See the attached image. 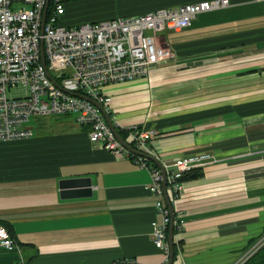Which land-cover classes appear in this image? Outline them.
Wrapping results in <instances>:
<instances>
[{
    "label": "crops",
    "instance_id": "0c3cea01",
    "mask_svg": "<svg viewBox=\"0 0 264 264\" xmlns=\"http://www.w3.org/2000/svg\"><path fill=\"white\" fill-rule=\"evenodd\" d=\"M230 1L191 28L161 32L174 58L147 77L105 87L115 124L159 132L162 162L204 151L220 159L186 180L173 264H236L264 233V4ZM58 120L0 142V225L17 246L0 245V264H164L152 238L161 216L149 170L93 146L72 116ZM83 176L93 195L62 198L59 181Z\"/></svg>",
    "mask_w": 264,
    "mask_h": 264
},
{
    "label": "built area",
    "instance_id": "2783aa9c",
    "mask_svg": "<svg viewBox=\"0 0 264 264\" xmlns=\"http://www.w3.org/2000/svg\"><path fill=\"white\" fill-rule=\"evenodd\" d=\"M15 3L21 6L13 8ZM230 5V0H203L175 9L161 8L69 26L61 22L67 12L63 0H0V142L33 137L32 119L70 114L76 123L89 127L93 146L117 157H131L149 170L151 181L146 188L157 197L155 207L161 216L152 223V238L163 252L166 264L170 254L171 210L165 199L162 170L147 156L161 160L153 146L159 132L137 124H116L118 132H127L124 140L142 152L135 154L121 143L101 109L85 97L102 104L114 119L112 97L105 90L107 85L147 77L153 67L174 58L172 49L160 41L161 32L183 31L190 28L200 14ZM15 90L21 93L14 95ZM216 161L215 155L204 151L170 163L162 162L178 231L185 224L183 212L178 208L186 189L183 177ZM175 243H179L178 233ZM0 245L8 250L17 247L4 225H0ZM263 245L264 235L236 264H243ZM124 263L136 264L134 261Z\"/></svg>",
    "mask_w": 264,
    "mask_h": 264
},
{
    "label": "rangeland",
    "instance_id": "374dc122",
    "mask_svg": "<svg viewBox=\"0 0 264 264\" xmlns=\"http://www.w3.org/2000/svg\"><path fill=\"white\" fill-rule=\"evenodd\" d=\"M188 1L191 0H74L65 3L71 16L68 19L62 18L61 22L62 24L69 26H78L86 22H97V21L108 20L111 17L115 16V12L121 14L145 13L147 11L161 9L160 7L163 6L186 3ZM260 3L264 4V2H260ZM20 6H21L20 3H15L13 8H19ZM12 93L14 95H18L21 92L19 90H15L12 91ZM205 95H208V92H205ZM71 116L72 115L70 114L51 115L46 117L44 116L43 118L40 117V119L39 118L32 119L31 124L34 126L35 135H36L38 132H40L39 122L43 121L46 123L49 120H53L52 122L56 123L59 121L58 119H64ZM142 128L147 129L153 127H142ZM56 130H58V127ZM212 154L215 155L214 153ZM215 157L217 161L213 163L219 162L220 159H218L216 155ZM255 244H253L251 247H253ZM250 248H248L247 250H249Z\"/></svg>",
    "mask_w": 264,
    "mask_h": 264
},
{
    "label": "water",
    "instance_id": "95a60500",
    "mask_svg": "<svg viewBox=\"0 0 264 264\" xmlns=\"http://www.w3.org/2000/svg\"><path fill=\"white\" fill-rule=\"evenodd\" d=\"M47 9H48V3L46 5V8L44 10V15H43V23L46 21V16H47ZM42 62L45 65L46 64V59H45V53L44 49L42 48ZM86 99L92 101L94 104H96L101 111L104 113L106 120L110 127L116 132V135L118 139L121 141V143L131 152L135 154H142V152L136 150L133 148L130 144H128L122 135L118 132L116 128V124L114 123L112 117L106 113L104 110V107L102 104L99 102L95 101L94 99H91L89 97H85ZM157 166L160 167L162 170V173L164 175V181H163V186H164V193H165V199L167 202V205L169 206L171 210V223L169 226V244H170V254H169V260L166 264H173L175 260V209L173 204L171 203L169 196L167 194V178H166V170L164 168V165L162 161L152 155H147ZM59 187H60V194L61 197L64 199L68 198H81V197H90L93 195V182L92 178L89 176H83V177H71V178H63L59 181ZM125 264V263H124Z\"/></svg>",
    "mask_w": 264,
    "mask_h": 264
},
{
    "label": "trees",
    "instance_id": "16d2710c",
    "mask_svg": "<svg viewBox=\"0 0 264 264\" xmlns=\"http://www.w3.org/2000/svg\"><path fill=\"white\" fill-rule=\"evenodd\" d=\"M70 1H74V0H63L64 3H68ZM43 118V117H41ZM40 119V117H39ZM119 133L122 135V137H126L127 136V132L125 130H119ZM202 171L200 170H194L192 172L187 173L184 177L183 180H189L190 178H195L198 175H201ZM10 230V229H9ZM11 231V230H10ZM9 231V232H10ZM178 233V229L175 228V234ZM264 235V233L254 239H251L249 245L247 246V248H250L253 244H255L262 236ZM177 244H175V257L177 256ZM243 264H264V245L258 249L248 260H246Z\"/></svg>",
    "mask_w": 264,
    "mask_h": 264
}]
</instances>
